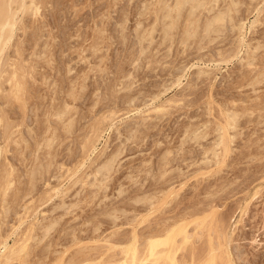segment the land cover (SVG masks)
I'll return each mask as SVG.
<instances>
[{"label": "rangeland", "instance_id": "374dc122", "mask_svg": "<svg viewBox=\"0 0 264 264\" xmlns=\"http://www.w3.org/2000/svg\"><path fill=\"white\" fill-rule=\"evenodd\" d=\"M43 1L47 6L38 15L19 13L26 30L18 24L21 30L3 56L2 69L15 77L14 67L20 74L16 81L25 84L7 77L18 88L23 84V96L18 95L21 90L6 82L2 71L0 264L14 252L11 264H106L114 254L112 259L122 258L121 248L135 238L144 249L149 235L160 229L163 236L173 224L170 236L187 244L171 245L179 264L202 259L211 237L217 245L224 239L230 253L221 244L214 254L211 242L209 254L231 255L219 264H264V82L253 81L264 64V0H234L235 5L219 0L220 9L232 5L231 13L223 11L234 17L227 14L228 20L216 23L221 29L208 35L204 17L220 10H193L204 18L194 13L195 19L187 11L194 4L187 3L169 38L163 29H169L167 14L176 0H165V12L159 10L161 0ZM214 2L207 7L213 10ZM158 11L167 16L165 22ZM184 20L194 26L204 21L189 40ZM248 46L255 69L247 63ZM232 111L243 113L239 128L227 133ZM218 126L227 137L218 136ZM218 141L222 145L216 147ZM225 145L230 152L222 151ZM217 148L218 156L212 152ZM102 167L111 169L109 176ZM183 233L193 238L185 240ZM171 246L161 247L168 252Z\"/></svg>", "mask_w": 264, "mask_h": 264}, {"label": "bare ground", "instance_id": "6f19581e", "mask_svg": "<svg viewBox=\"0 0 264 264\" xmlns=\"http://www.w3.org/2000/svg\"><path fill=\"white\" fill-rule=\"evenodd\" d=\"M161 1L163 2V4H161V7H163V6H165L166 4H168V3L165 4V0H164V1L161 0ZM174 1H175V0H174ZM206 1H207V2H204V1H202V0H176V2H175L176 4L174 3L175 5H172V3H171V6H172V7L170 6V8H173V10L169 8L172 12H171V11H168V14L166 13L167 16H168L169 18L165 15V17H167V21L165 20L166 18L164 17V15H162L163 13L161 14V12H160V11H162V9H163L162 12H165L164 9H166V7H163V8H160V7H159V10H160V11H158V12H160V14H161L160 16H162V18L164 19L163 22H165V21L167 22V23H165V25H167V26L169 27V29H166V28L163 29L164 27H167V26H164L163 28L161 27L164 31H165V30H166V31L168 30L167 32H164V33H166V36H167V35H172V34H173V33H171L173 28H176V27L179 28L178 26H179V24H180V20H181V19L179 20L178 17L181 18V13H182V17H183V12H182V10H183V9L186 10L184 7H185V5H186L187 3H191V5H192V3H193L194 5H192V6H194V7L196 6V8L199 7V8H198L199 10H198V9L195 10V8L193 9L192 6H191V7H189L188 10H187V11L189 12V14H190V13H191V14H194V13H195V14H196V17H197V16H198V17H199V16L202 17L201 15H198V12L204 11V10L202 9V7H203V8L205 7L204 9L206 10V12H207V11H214V12H215L214 9H216V8H218V10H220V11H217V10H216L217 13L215 12V14H214L215 16L212 15L213 17H211V15H210L211 12H207V13H209V15H207V14L205 13V14H206V17L210 16V17H208V19H206V17H204V18H205V21L207 20V21L205 22V28H204L205 31H206V33H207L206 35H208L209 32H210L211 34H213L211 31H217V28H220V27H218L219 24H217V25H218V26H217L216 23L222 22V21H224L225 19L228 20V19H227L228 16H233V17H234V15H232L233 13H232L231 15H229V14L231 13V12H230V8L232 7V5H231V6L229 5L228 7L226 6L227 9H224V8H226V7H224V8L222 7L223 9H220V8H219V5H218V4H219V3H218L219 0H217V2H216L217 5H216V3L214 2L215 0H213V1H212V0H206ZM208 1H210V2H208ZM236 1H237V0H236ZM236 1H235V3H236ZM254 1H255V0H254ZM47 2H48V1L46 0V4H48ZM166 2H167V1H166ZM212 2H214V3H213V6H215V5L218 6V7L215 6V8H214V7H211V8H213V10L210 9V8H208V7H210L209 4L211 5ZM43 3L45 4V1H43V0H0V81H1V83H3V80H4V79H5L6 82H11L12 80H11V79H8V78H12V79H13V77H14V76L10 77L9 75H7V74H8L7 72H8L10 69H9V70H6V68H4V69L6 70V72L4 73V72H2V71H5V70H3L2 68L4 67V66H3V63H4V60H3V59L5 58V57L3 58V56H4V54L6 53V51H8V47L10 48V45H11L12 42L14 41V36H15L16 31L18 30L19 26H20V27L22 26L21 29H25V26H24V25H26V24L24 23V25H21V23L19 24V22H18V16H19V13H20V12H23V13H24L23 15H25L26 17H27V14H28V13L33 14L32 17H33V16H36V15H38V12L40 11V9H41L42 7L45 8V7L47 6V5L45 6ZM195 3H196V5H195ZM232 3L234 4V0H233ZM257 3H258V2H257ZM42 4H43L44 6H43ZM227 4H228V3H227ZM254 4H255V3H254ZM162 5H163V6H162ZM225 5H226V4H225ZM234 5H235V4H234ZM234 5H233V6H234ZM186 6H189V5L187 4ZM207 6H208V7H207ZM222 6H223V5H222ZM260 6H261V5H260ZM168 7H169V6H168ZM235 7H237V6H235ZM235 7H234V8H235ZM200 8H201L202 10H201ZM234 8H233L232 10H234ZM42 9H43V8H42ZM42 9H41V10H42ZM169 9H168V10H169ZM189 9H192V10L189 11ZM207 9H208V10H207ZM228 9H229V10H228ZM43 10H44V9H43ZM43 10H42V11H43ZM166 10H167V9H166ZM193 10H194V11H198V12H194V13H192ZM223 10H227V11H229L230 13H228L227 11H223ZM232 10H231V11H232ZM42 11H40V12H42ZM154 11H155V10H154ZM174 11H175V12H174ZM187 11H186V12H187ZM234 11H235V10H234ZM158 12H157V13H158ZM214 12H213V13H214ZM226 12H227V13H226ZM261 12H262V11H261ZM36 13H37V14H36ZM150 13H151V12H150ZM173 13H176L174 16H177V17L175 18V20H173V17H174V16L172 15ZM213 13H212V14H213ZM251 13H252V12H251ZM31 14H30V17H31ZM34 14H36V15H34ZM39 14H40V13H39ZM186 14H187V13H186ZM189 14H187V16H188ZM195 14H194V18L196 19ZM199 14H200V13H199ZM227 14H228V16H227ZM25 16H23V18H24V19H23L24 22H26V21H25ZM190 16H191V15H190ZM190 16H189V17H190ZM189 17H187V18H189ZM233 17H231V18H233ZM187 18H185V20H186ZM194 18H192L191 20H193ZM202 18H203V17H202ZM204 18H203V19H204ZM210 18H211V19H210ZM235 18H236V17H235ZM160 19H161V18H160ZM160 19H159V20H160ZM171 19H172V20H171ZM177 19H178V20H177ZM195 19H194V21H195ZM19 20H20V19H19ZM168 20H169V21H170V20H171V21H174L175 23H174V22H172V23L169 22V23H168ZM185 20H184V22H186L187 25H186V23L183 22V23H184L183 26L186 25L185 28L183 27V28H184L183 31L185 32V35H184L185 37H184V38H186V40H187V39L189 40L190 37L192 38V36L195 34V31H197V34L199 33V32H198V29H197L196 27H198V26L200 25L199 22H201V21H203V20H201V21H197V20H198V19H197V20H196V21H197L196 23L199 24V25L196 24V25H197V26L195 25L196 27H195L194 25H192V24L195 23V22H193V21L190 20V23H188V20H187V21H185ZM199 20H200V18H199ZM234 20H235V19H234ZM257 20H258V19H257ZM176 21H177V23H176ZM178 21H179V23H178ZM230 21H231V20H230ZM21 22H22V21H21ZM225 22H226V21H225ZM225 22H224V23H225ZM235 22H236V21H235ZM239 22H241V21H239ZM242 22H243V21H242ZM255 22H256V21H255ZM26 23H27V22H26ZM42 23H43V22H42ZM203 23H204V21H203ZM231 23H232V21H231ZM233 23H234V22H233ZM18 24H19V26H18ZM22 24H23V23H22ZM157 24H158V22H157ZM163 24H164V23H163ZM169 24H170V25L172 24V25L170 26ZM177 24H178V26H176ZM201 24H202V23H201ZM225 24H226V23H225ZM235 24H237V23H235ZM238 24H239V23H238ZM243 24H244V23H243ZM243 24H241V25H243ZM215 25H216L217 27H216ZM220 25H221V24H220ZM222 25H223V24H222ZM233 25H234V24H233ZM23 26H24V27H23ZM26 26H27V25H26ZM28 26H29V25H28ZM237 26H238V25H237ZM168 27H167V28H168ZM213 27H216V28H213ZM243 27H245V26L243 25ZM243 27L241 26V28H243ZM28 28H29V27H28ZM33 28H34V27H33ZM177 28H176V29H177ZM198 28H199V31L202 30V29H200V27H198ZM201 28H203V27H201ZM234 28H235V27H234ZM239 28H240V27H239ZM241 28H240V29H241ZM19 29H20V28H19ZM21 29H20V30H21ZM29 29H30V28H29ZM204 29H203V30H204ZM215 29H216V30H215ZM220 29H221V28H220ZM25 30H26V29H25ZM25 30H24V32H25ZM22 31H23V30H22ZM34 31H35V30H34ZM24 32H23V33H24ZM40 32H41V31H40ZM147 32H148V31H147ZM173 32H174V31H173ZM218 32H220L219 29H218ZM17 33H18V32H17ZM26 33H27V32H26ZM167 33H168V34H167ZM170 33H171V34H170ZM203 33L205 34V32H203ZM210 33H209V34H210ZM216 33H217V32H216ZM150 34H151V32H150ZM197 34H196V35H197ZM204 34H203V35H204ZM42 35H43V34H42ZM173 35H175V34H173ZM173 35H172V36H167V38H169V37H173ZM181 35H182V34H181ZM181 35H180V36H181ZM200 35H201V33H200ZM200 35H199V36H200ZM37 36H38V35H37ZM140 36H141V35H140ZM142 36H143V34H142ZM161 36H162V35H161ZM164 36H165V35H164ZM166 36L163 37V38H166ZM182 36H183V35H182ZM182 36L180 37L181 40H182ZM201 36H202V35H201ZM204 36H205V35H204ZM97 37H98V36H97ZM146 37H147V36H146ZM205 37H206V36H205ZM205 37H204V38H205ZM209 37H210V36H209ZM215 37H216V36H215ZM37 38H38V37H37ZM37 38H36V39H37ZM39 38H40V37H39ZM41 38H42V37H41ZM41 38H40V39H41ZM163 38H162V39H163ZM174 38H175V36H174ZM207 38H208V36H207ZM16 39H17V38H16ZM22 39H23V38H22ZM141 39H142V41H143V38H141ZM144 39H145V38H144ZM170 39H172V38H170ZM194 39H195V38H194ZM197 39H198V37H197ZM148 40H149V39H148ZM148 40H147V41H148ZM151 40H152V39H151ZM186 40L183 39L182 42L188 43ZM191 40H192V39H191ZM210 40H211V39H210ZM16 41H17V40H16ZM35 41H36V40H35ZM173 41H174V40H173ZM198 41H199V39H198ZM201 41H202V39H201ZM23 42H24V41H23ZM23 42H22V43H23ZM36 42H37V41H36ZM96 42H97V41H96ZM137 42H138V41H137ZM139 42H140V41H139ZM165 42H166V41H165ZM97 43H98V42H97ZM150 43H151V42H150ZM179 43H181V42H179ZM20 44H21V43H20ZM34 44H35V43H34ZM38 44H39V43H37L35 46L37 47ZM159 44H160V43H159ZM181 44H182V43H181ZM188 44H189V43H188ZM188 44H187V45H188ZM244 44H245V43H244ZM23 45H24V44H23ZM39 45H40V44H39ZM139 45H140V44H139ZM182 45H184V43H183ZM257 45H258V44H257ZM21 46H22V45H21ZM28 46H29V45H28ZM45 46H47V45L45 44ZM92 46H93V45H92ZM145 46H146V45H145ZM170 46H171V45H170ZM184 46L187 47L186 44H185ZM197 46H198V45H197ZM244 46H245V45H244ZM16 47H17V46H16ZM33 47H34V46H33ZM42 47H43V46H42ZM43 48H44V47H43ZM43 48H42V52H43V54H44V49H43ZM95 48H96V47H95ZM250 48H251V46H250V47L248 46V50H246V53H247V51H248V53L246 54V55H248V56H247V63H248V65L252 66V68H254V66H253V65H254V56H253L254 54H252L253 51L251 52V51H250V50H251ZM258 48H259V47H257V49H258ZM6 49H7V50H6ZM17 49H18V48H17ZM36 49H37V48H36ZM100 49H101V48H100ZM143 49H144V48H143ZM169 49H170V47H169ZM246 49H247V48H246ZM5 50H6V51H5ZM34 50H35V49H34ZM40 50H41V49H40ZM35 51H36V50H35ZM168 51H169V50H168ZM184 51H185V50H184ZM239 51H240V50H239ZM254 51H255V50H254ZM18 52H20V51H18ZM32 52H34V51H32ZM9 53H10V52H9ZM37 53H39V52H37ZM37 53H33V54H37ZM45 53H46V52H45ZM12 54H13V53H12ZM140 54H141V53H140ZM37 55H38V54H37ZM44 55H45V54H44ZM6 56H7V55H6ZM38 56H39V55H38ZM45 56H46V55H45ZM45 56H43V58H44ZM33 57H34V56H33ZM40 57H41V55H40ZM7 58H8V57H7ZM5 59H6V58H5ZM47 59H48V58H47ZM243 59H244V58H243ZM2 60H3V62H2ZM6 60H7V59H6ZM32 60H33V59H32ZM43 61H44V60H43ZM45 61H46V60H45ZM9 62H10V61H9ZM37 62H38V61H37ZM7 63H8V61L6 62V64H7ZM258 63H259V62H258ZM10 64H14V63H10ZM260 64H261V63H260ZM14 65H15V64H14ZM14 65H13V66H14ZM6 66H8V65H6ZM13 66H9V67H13ZM34 66H35V65H34ZM255 66H256V65H255ZM262 66H263V68L260 67L261 70H260L259 68H257V69H258V73H257L258 75H256L257 78H254V79H253V81L255 80V81H257V83L264 82V64H263ZM256 67H257V66H256ZM25 68H26V67H24V64H23V67H22V65L20 66V70H23V71H24ZM36 68H37V67H36ZM43 68H44V67H43ZM248 68H249V67H248ZM7 69H8V68H7ZM14 69H15V68L13 67L12 71H10V72H11L10 74H12V73L15 74L14 80L16 81L15 78H17L18 75H20V74H19V73L17 74V72H18L17 69H16L17 71L14 73V72H13V71H15ZM32 69H33V68L31 67V69H29V70H32ZM254 69H255V68H254ZM257 69L255 70L254 73H256ZM259 70H260V72H259ZM25 71L28 72L27 70H25ZM25 71H24V72H21V74L23 73L22 76H24V78H25V75H28V74L25 73ZM33 71H36V70H33ZM69 72H70V71H69ZM247 72H248V71H247ZM3 73L6 75V77H5V75H4L5 78H4L3 75H2ZM6 73H7V74H6ZM31 73L33 74L34 72H31ZM205 73H206V72H205ZM16 74H17V76H16ZM32 74H31V75H32ZM36 75H37V74H36ZM252 75H253V74H252ZM8 76H9V77H8ZM2 77H3L4 79H3ZM7 77H8V78H7ZM43 77H44V76H43ZM46 77H47V76H46ZM6 78H7V80H6ZM18 78H19V77H18ZM26 78H27V77H26ZM176 78H177V77H176ZM243 78H244V77H243ZM2 79H3V80H2ZM178 79H179V78H178ZM246 79H247V78H246ZM246 79H245V80H246ZM8 80H11V81H8ZM14 80H13V81H14ZM84 80H85V79H84ZM84 80H83V81H84ZM5 81H4V82H5ZM13 81H12V83H10L11 86H13V85L15 84V82H14V84H13ZM21 81H22V80H20L19 82L16 81V82H17L16 84L20 83ZM255 81H254V82H255ZM251 82H252V81H251ZM1 83H0V93H4L5 89H4V87H3V88L1 87ZM21 83H24V81L21 82ZM3 84H4V83H3ZM24 84H25V83H24ZM253 84H254V83H253ZM20 85L23 86V84H20ZM26 85H27V83H26ZM113 85H114V84H113ZM254 85H255V84H254ZM2 86H3V85H2ZM11 86H10V88H11L12 91H10V92H13V89H14L15 86H17V85H14V86H13L14 88L11 87ZM21 86H20V87H21ZM24 86H25V85H24ZM114 86H115V85H114ZM20 87L18 88V86H17L16 88L19 89L18 91L21 90V92L16 91L17 89H15L14 91H15V93L18 92V95H19V93H20V94L23 96V92H22V91H23V87H22V89H21ZM115 87H116V86H115ZM115 87H114V88H115ZM119 87H120V86H119ZM261 87H262V86H261ZM10 88H9V90H10ZM28 88H30V87H28ZM128 88H129V87H128ZM1 89H2V91H1ZM3 89H4V91H3ZM24 89H25V87H24ZM58 89H59V88H58ZM124 89H125V88H124ZM10 92H8L9 95L11 94ZM74 92H75V91H74ZM7 95H8V94H7ZM18 95H17L16 97H18ZM73 95H74V93H73ZM4 96H5V94H4ZM6 97H7V99H8V96H6ZM72 97H73V96H72ZM2 98H3V96H2ZM24 98H25V97H24ZM4 99H5V98H4ZM24 100H25V99H24ZM0 101H1V100H0ZM6 101H7V100H6ZM8 101H9V100H8ZM231 101H232V100H231ZM231 101H230V102H231ZM263 101H264V100H263ZM0 103H1V102H0ZM8 103H9V102H8ZM64 103H65V102H64ZM4 104H6V103H4ZM225 104H226V103H225ZM250 104H251V103H250ZM0 105H1V104H0ZM0 107H1V106H0ZM10 107H11V106H10ZM247 107H248V106H247ZM252 107H253V106H252ZM250 109H251V108H250ZM55 110H56V109H55ZM58 110H59V109H57V111H58ZM60 110L63 111V108L60 109ZM66 110H67V109H66ZM241 110H242V109H241ZM255 110H256V109H255ZM62 111H61V112H62ZM235 111H237V110H235ZM239 111H240V110H239ZM245 111H247V110H245ZM6 112H7V111H6ZM61 112L59 111L58 114H60ZM67 112H69V110H67L66 113H65V110L63 111V113H65V115L67 114ZM241 112H242V111H241ZM262 112H264V111H262ZM63 113H61V114H63ZM231 113H233V111H232V112H229V113H228L229 115H227V117H229V118L227 119V120H228V123L226 122V125H227V124H228V125H227V126L225 125L226 127L224 126V130L226 129L227 133H228L227 128H228L229 130L232 129V128H235V129H236V127L239 125V122H240L239 120L241 119V118H239V117H241V116H239V115H242L243 112H242L241 114H239V115L236 114V113H235V114H234V113L231 114ZM244 113H245V112H244ZM56 114H57V112H56ZM61 114H60V116H58V117H59L58 120H61L60 117H63V116H64V114H63V116H61ZM230 114H231V115H230ZM258 114H259V113H258ZM260 114H261V112H260ZM262 115H263V114H262ZM56 117H57V116H56ZM58 117H57V118H58ZM158 117H159V116H158ZM237 117L239 118V120H238ZM257 118H258V117H257ZM263 118H264V117H262V119H263ZM49 120H50V119H49ZM108 120H109V119H108ZM145 120H146V119H145ZM258 120H259V119H258ZM0 122H1V117H0ZM60 122H61V121H60ZM248 122H249V121H248ZM253 122H254V121H253ZM43 123H44V122H43ZM62 123H63V122H62ZM237 123H238V125H237ZM48 124H49V123H48ZM64 124H65V122H64ZM64 124H63V125H64ZM63 125H62V126H63ZM140 126H141V125H140ZM228 126H229L230 128H229ZM64 127H65V126H64ZM218 127H219V126H218ZM218 127H217V128H218ZM245 127H246V126H245ZM190 128H191V127H190ZM197 128H198V127H197ZM220 128H221V129H220ZM237 128H239V126H238ZM53 129H54V127H53ZM66 129H68L67 126H66ZM222 129H223L222 127H219V129H218V132H219V130H220V132H219L218 134L221 133L220 135H218V136H220V137H221L222 133H223V134L226 133V131L224 132V131H222ZM60 130H61V129H60ZM192 130H193V129H192ZM237 130H238V129H237ZM14 131H15V130H14ZM216 131H217V129H216ZM120 132H121V131H120ZM184 132H185V131H184ZM195 132H196V130H195ZM195 132H194V134L196 135ZM72 133H73V132H72ZM191 133H192V132H191ZM227 133L224 134L222 137L225 138V136L227 135ZM39 134H40V133H39ZM205 134H206V132H205ZM235 134H236V132H235ZM235 134H234V135H235ZM9 135H10V134H9ZM12 135H13V134H12ZM195 135H194V137H195ZM261 135H262V134H261ZM127 136H128V135H127ZM196 136H197V135H196ZM200 136H201V135H200ZM200 136H199V137H200ZM204 136H205V135H204ZM228 136H229V134H228ZM192 137H193V136H192ZM192 137H191V138H192ZM202 137H203V136H202ZM220 137H219L217 140L220 141ZM226 137H227V136H226ZM233 137H234V136H233ZM261 137H262V136H261ZM136 138H137V137H136ZM197 138H198V136H197ZM197 138H194V139L196 140ZM223 138H222V139H223ZM25 139H26V137H25ZM185 139H186V138H185ZM26 140H27V139H26ZM81 140H82V139H81ZM227 140H228V138H227ZM229 140H230V139H229ZM219 141H218V142H219ZM232 141H233V138H232ZM220 142H222V140H221ZM220 142H219V143H220ZM23 143H24V141H23ZM48 143H49V142H48ZM81 143H82V142H81ZM215 143H216V142H215ZM232 143H233V142H232ZM252 143H253V142H252ZM181 144H182V143H181ZM221 145H222V143H220V145L217 144V145H215V146H216V147H219V146H221ZM227 145H228V144H227ZM245 145H246V144H245ZM37 146H38V145H37ZM202 146H203V145H202ZM210 146H211V145H210ZM223 146H224V144H223ZM216 147H214V148H216ZM212 148H213V147H212ZM50 149H51V148H50ZM209 149H210V148H209ZM218 149H219V148H217V149H213L214 151H212V152L215 153V154L217 153V156H218V154H219V152H217ZM233 149H234V148H233ZM211 150H212V149H211ZM225 150H226L227 153H228V151H229V147L226 146V145H225V148H222V151H223V152H224ZM37 151H38V150H37ZM226 151H225L224 153H226ZM206 152H207V151H206ZM208 152H209V150H208ZM210 152H211V151H210ZM229 152H230V151H229ZM250 152H251V151H250ZM1 154H2V149H1V146H0V156H1ZM212 155H213V154H212ZM205 156H206V155H205ZM213 156H215V158H216V155H213ZM213 156H212V157H213ZM219 156L221 157V155H219ZM52 157H53V156H52ZM207 157H208V156H207ZM95 159H96V158H95ZM110 159H111V158H110ZM114 159H115V158H114ZM206 159H207V158H206ZM210 159H211V158H210ZM210 159H209V160H210ZM255 159H256V158H255ZM207 160H208V159H207ZM209 160H208V161H209ZM211 160H212V159H211ZM216 160H218V162H219L220 159H219V158H216V159H215V162H216ZM111 161H112V160H111ZM111 161L108 162L109 164L107 163L108 168H109V167L112 168V167H111L112 165H110V164H112ZM106 162H107V160H106ZM106 162H105V164H106ZM110 162H111V163H110ZM216 163H217V162H216ZM105 164H103V167L105 166ZM107 166H106V167H107ZM103 167H102V170H101V168H100L101 171H105V170H106V168H105V170H103V169H104ZM108 168H107V170H106V171H107V176H109V175H108V171L111 170V169L108 170ZM116 168H117V167H116ZM165 168H166V167H165ZM32 170H33V169H32ZM35 170H36V169H35ZM96 170H97V169H96ZM163 170H164V169H163ZM40 171H41V170H40ZM101 171H100V172H101ZM29 172H30V171H29ZM44 172H45V171H44ZM38 174H39V173H38ZM101 174H103L102 176H104L106 173H105V172H104V173L101 172ZM151 174H152V173H151ZM160 174H161V173H160ZM35 175H36V174H35ZM161 175H162V174H161ZM164 175H165V174H164ZM99 176H100V175H99ZM33 177H34V176H33ZM97 177H98V176H97ZM100 177H101V176H100ZM104 177H105V176H104ZM111 177H112V175H111ZM109 178H110V177H109ZM107 179H108V178H107ZM9 180H10V179H9ZM9 180H8V182H9ZM95 180H96V179H95ZM100 180H101V179H100ZM31 181H32V180H31ZM0 182H1L0 184H3L2 181H0ZM3 182H4V181H3ZM97 182H98V181H97ZM99 182H100V181H99ZM99 182H98V183H99ZM29 184H30V183H29ZM95 184H96V182H95ZM96 185H97V184H96ZM101 185H103V184L100 183V187H102ZM103 186H104V185H103ZM104 188H105V187H104ZM103 190H104V189H103ZM120 190H121V189H120ZM120 190H118V191H120ZM8 191H9V190H8ZM122 191H123V190H122ZM154 192H155V191H154ZM7 193H8V192H7ZM174 193H175V192H174ZM218 194H219V193H218ZM7 195H8V194H7ZM0 196H1V195H0ZM96 196H97V195H96ZM173 196H174V195H173ZM137 197H138V196H137ZM137 197H136V198H137ZM139 197H140V196H139ZM176 198H177V197H176ZM143 199H145V198H143ZM149 200H150V198H149ZM154 200H156V199H154ZM140 201H141V200H140ZM171 201H172V200H171ZM9 203H10V202H9ZM63 203H64V202H63ZM111 206H112V205H111ZM8 207H9V206H8ZM5 209H7V208H5ZM9 209H11V208H9ZM163 209H164V208H163ZM7 210H8V209H7ZM7 210H6V211H7ZM161 210H162V209H161ZM9 211H10V210H9ZM188 211H189V210H188ZM7 212H8V211H7ZM7 212H6V213H7ZM109 212H110V210H109ZM6 213H5V214H6ZM6 215H8V214H6ZM110 215H111V214H110ZM3 216H4V215H3ZM112 216H113V214H112ZM134 217H135V216H134ZM185 217H186V216H185ZM183 218H184V217H183ZM177 219H178V218H177ZM180 219H181V218H180ZM203 219H205V218H203ZM51 220H52V219H51ZM173 220H174V219H173ZM181 220H182V219H181ZM208 220H209V219H208ZM212 220L214 221V219H212ZM215 220H218V219H215ZM222 220H223V219H222ZM0 221H1V220H0ZM38 221H39V220H38ZM200 221H201V220H200ZM204 221H205V220H204ZM204 221H203V222H204ZM213 221H210V222L212 223ZM219 221H221V220H219ZM48 222H49V221H48ZM111 222H112V221H111ZM197 222L199 223V221H197ZM207 222H208V221H207ZM214 222H215V221H214ZM41 223H42V222H41ZM41 223H40V224H41ZM161 223H162V222H161ZM217 223H218V222H217ZM35 225H36V224H35ZM163 225H164V224H163ZM197 225H199V224H197ZM206 225H208V224L206 223ZM206 225H205V228L207 227ZM211 225H212V224H211ZM211 225H209V226H211ZM214 225H215V224H214ZM214 225H212V226H214ZM222 225H224V224H221V225L219 224L220 227H222ZM173 226H175V225L173 224ZM173 226L170 227V228L172 229V230L170 229L171 232L174 231V229H173L174 227H173ZM200 226H202V227L204 228V225H199V226H197V228H199ZM172 227H173V228H172ZM214 227H215V229H217L216 226H214ZM217 227H218V225H217ZM220 227H219V228H220ZM185 228H186V227H185ZM205 228H204V229H205ZM211 228H212V227H211ZM211 228H208V231H209V229H211ZM45 229H46V228H45ZM183 229H184V228H183ZM183 229H182V230H183ZM199 229H200V228H199ZM215 229H214V230H215ZM228 229H229V228H228ZM48 230H49V229H48ZM166 230H168V228H167ZM166 230H165V231H166ZM184 230H186L185 232H189V230L187 231V229H184ZM184 230H183V231H184ZM202 230H203V229H202ZM49 231H50V230H49ZM118 231H119V229H118ZM198 231H199V230H198ZM208 231H207V232H208ZM218 231H219V229L217 230V232H218ZM159 232H160V229L158 230V234H155V233H154L155 235H149V236H148L149 238L146 239L147 241L145 240L146 243H145V248H144V249H143V245H144V244H142V242L139 243V245L142 246V249H143V250L139 248V246H138V244H137V243H138L137 241H140V240H137L136 238L134 239L135 241L132 243V245H129L128 247L125 246L126 248L123 246V249L121 248V250H123V251H122V253H123V254H122V258H120V259H118V260L115 259V260H116V263H117V264H148V263L150 262L149 264H179V263L181 262L182 259L179 260V259L177 258L180 262H179L178 260H176V256H175V255H176L177 252L174 253L175 250L172 251V250H173V249H172L173 246H171V245H174V244H176V243L178 242V241L176 240V239H178V238H175V239L172 238V237H174V236L171 237V236H170V235H171V234H170L171 232H169V230H168V233H169L168 236L171 237V238L168 239V236H167L166 241H165V240L163 241V240H161V237H163V236L166 237V235H167L168 233H167V234L164 233L165 235L162 234L163 236H161V232H160V233H159ZM180 232H181V231H180ZM180 232H178V230H177L176 234H177V233H180ZM202 232H203L204 234L206 233V231H202ZM212 232H213V230H211V233H212ZM219 232L221 233V229H220ZM219 232H218V233H219ZM156 233H157V231H156ZM199 233H200V232H199ZM199 233H198V234H199ZM208 233H209V232H208ZM208 233H206V234L209 235ZM225 233H226V231H225ZM115 234H116V233H115ZM189 234H190V232H189ZM189 234H188V233H183V236L186 235V237H184L185 240H189V237L193 238V237H192L193 234H191V235H189ZM200 234H201V233H200ZM206 234H205V235H206ZM221 234H222V233H221ZM223 234H224V232H223ZM223 234H222V235H223ZM226 234H227V233H226ZM33 235H34V234H33ZM116 235H117V234H116ZM207 235H206V236H207ZM211 235H212V234H211ZM218 235H219V234H217L215 238H217ZM222 235H219V236H218V238H219L218 240H221ZM224 235H225V234H224ZM239 235H240V234H239ZM31 236H32V235H31ZM111 236H112V235H111ZM175 236H176V235H175ZM206 236H205V237H206ZM209 236H210V235H209ZM214 236H215V235H214ZM227 236H228V234L225 235L224 237L226 238ZM33 237H34V236H33ZM140 237H141V236H140ZM210 237H211V236H210ZM40 238H41V237H40ZM182 238H183V237H182ZM191 238H190V239H191ZM208 238H209V237L207 236V239H208ZM222 238H223V237H222ZM229 238H230V236H229ZM245 238H246V237H245ZM167 239H168V240H167ZM229 240H230V239H229ZM176 241H177V242H176ZM212 241H213V238L211 237L210 242H209V241L207 242V245H208V243H209V245H208V246H209V249L206 248V249L208 250V252L210 251L211 248H213V245L216 243V242H212ZM216 241H217V240H216ZM222 241L224 242V239H222L221 241H219L222 245H221L220 243H219V244H220L221 246H223V247H226V248H223V249H224L223 252L225 253V252H226L225 249H228V248H227L228 246H227V245L225 246L224 243H222ZM252 241H253V240H252ZM143 242H144V241H143ZM211 242L214 243V244L212 245V247L210 246V243H211ZM253 242H254V241H253ZM180 243H181V242H180ZM180 243H177L178 246L180 245ZM212 243H211V244H212ZM227 243H228V242H227ZM49 244H50V243H49ZM130 244H131V243H130ZM141 244H142V245H141ZM161 244H162V245H161ZM165 244L171 246V248H170L171 251H170L169 249H167L168 252H166L165 249H166L167 247H166L165 249L161 247V246H166ZM235 244H236V243H235ZM2 245H3V244H2ZM160 245H161V246H160ZM183 245H184V247H185V245H187V244H186V243H185V244H182V243H181V245H180V246L182 247V248L180 247L181 249H184V248H183ZM207 245H206V246H207ZM220 245H217V243H216V245H214V250L211 249L212 251H214V254L217 253V250H220V249H218L217 247H216V248H217V250H216L215 246H219V247H221ZM176 246H177V245H176ZM176 246H175V249L178 251L179 247L177 246V248H176ZM234 246L236 247V245H234ZM159 247H160L161 249H160ZM210 247H211V248H210ZM30 248H31V247H30ZM173 248H174V247H173ZM186 248H187V247H186ZM186 248H185V249H186ZM221 248H222V247H221ZM21 249L24 250V251H27V249H29V248H28L27 246L23 245ZM162 249H163V250H162ZM2 250H3V249H2ZM169 251H170V252H169ZM212 251H211V252H212ZM215 251H216V252H215ZM113 252H114V251H113ZM165 252H166V253H165ZM204 252H206V251H204ZM208 252H207V253H208ZM211 252H209V253H211ZM223 252H221L222 254H221L220 257H219L217 254H216L217 256H215V255L212 256L213 253H212V254H209V253H208V255H209V256H208L207 253H205L206 255L203 254L204 256H203L202 259L204 260V257H205V256H206V257L208 256V257H207V258L205 257V260H204V261L201 259V257H199L200 260H198V258L195 257L197 260H195V261L192 260V263H191V264H195V262H197V261H198V263H196V264H199L200 261H201L202 264H206V263H207V264H219V263H218L219 260H220V261H224V259H225V258H223V257H225L226 254H224ZM227 252H229V251L227 250ZM227 252H226V253H227ZM192 253H193V252H192ZM229 253H230V252H229ZM229 253H228V255H226V258H228V259L231 257V255H230ZM83 254H84V253H83ZM113 254H114V253H113ZM194 254H195V253H194ZM194 254H193V255H194ZM223 254H224V256H223ZM241 254H242V253H241ZM245 254H246V253H245ZM15 255H16V254H15V252H14L13 255L8 256L7 259H9V260H8V261L6 260L7 262H6L5 264H11L10 261H12V259H15ZM110 255H112V254H110ZM229 255H230V257H229ZM114 256H115V254L112 255V257L109 256V257H111V258H109V260H108V258H106V259H107L106 261H109V263H110V262H114L115 260L112 259ZM227 256H228V257H227ZM77 257H78V256H77ZM18 258H19V257H18ZM85 258H86V257H85ZM192 258H193V256H192ZM72 259H73V258H72ZM75 259H76V258H75ZM187 259H188V258H187ZM189 259L191 260L190 257H189ZM189 259H188V260H189ZM193 259H194V258H193ZM222 259H223V260H222ZM19 260H20V259H19ZM91 260H92V259H91ZM184 260H186V259H183V261H184ZM188 260H187V261H188ZM229 260H231V259H229ZM68 261H69V260H68ZM75 261H76V260H75ZM83 261H84V260H83ZM92 261H93V260H92ZM104 261H105V260H104ZM104 261H99V262H103V263H104ZM106 261H105V263H106ZM177 261H178L179 263H178ZM187 261H185V262L187 263ZM202 261H203V262H202ZM206 261H207V262H206ZM72 262H74V261L72 260ZM81 262H82V261H81ZM85 262H86V261H85ZM90 262H91V261L88 260L87 264H89ZM147 262H148V263H147ZM225 262H226V259H225ZM225 262H224V263L221 262V263H222V264H225ZM91 263H92V262H91ZM109 263H106V264H109ZM186 263H184V264H186ZM201 263H200V264H201ZM14 264H15V263H14ZM93 264H94V263H93ZM100 264H101V263H100ZM181 264H182V263H181ZM189 264H190V262H189ZM231 264H232V263H231Z\"/></svg>", "mask_w": 264, "mask_h": 264}]
</instances>
